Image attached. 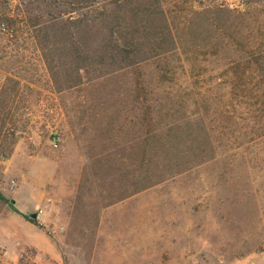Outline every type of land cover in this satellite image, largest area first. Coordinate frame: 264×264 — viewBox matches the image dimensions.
<instances>
[{
  "label": "rangeland",
  "instance_id": "374dc122",
  "mask_svg": "<svg viewBox=\"0 0 264 264\" xmlns=\"http://www.w3.org/2000/svg\"><path fill=\"white\" fill-rule=\"evenodd\" d=\"M182 2L242 14L202 18L226 30L215 56L200 18L178 30L188 55L140 109L107 102L82 74L73 86L63 35L8 42L0 24V264H264V137L249 133L262 125L264 68L249 61L264 62V0ZM67 8L0 0V14L25 19ZM185 13L168 18L171 33Z\"/></svg>",
  "mask_w": 264,
  "mask_h": 264
},
{
  "label": "trees",
  "instance_id": "16d2710c",
  "mask_svg": "<svg viewBox=\"0 0 264 264\" xmlns=\"http://www.w3.org/2000/svg\"><path fill=\"white\" fill-rule=\"evenodd\" d=\"M67 6V10L59 11L56 16H49V19L41 15L25 16L22 13L0 14V24L5 27L6 40L8 42L18 40H37L47 42L48 39H56L63 35L72 44V60L74 61L72 73L75 75L73 86H78L77 79L80 75L86 77L91 89L104 87L107 92V102L118 100L119 96H131V105L135 109L147 106L143 101L146 91L153 83L171 82L175 75V69L180 61V56L188 54L182 49V42L178 30L187 29L184 36L190 34V24L194 18H200L199 23L195 21V27L207 33V40H203V48L215 56L220 50L227 47L228 37L224 34L226 30L214 24V21H205L206 12L215 11L223 17L231 11L229 8L217 6L202 11H191L183 9V0H57ZM185 12L182 22L183 27L170 31L168 18H174L175 12ZM67 15V16H66ZM179 15V14H178ZM66 16V17H65ZM143 16V17H142ZM137 17V18H136ZM154 18L156 25H154ZM227 20V16L225 18ZM188 22V25L186 26ZM160 23V24H158ZM158 25V26H157ZM190 28V29H188ZM193 28V29H194ZM203 28V29H202ZM96 44L94 50L88 52L83 44ZM202 54H205L202 52ZM253 57L249 62L264 68L261 58ZM185 61H188L185 59ZM264 83V81H261ZM121 87L126 89L121 90ZM259 87V86H258ZM116 88L115 91H111ZM264 91V85L260 86ZM258 88L256 101L262 108L259 117L262 125L249 133L258 137H264V92ZM142 94V97H141ZM170 93H167L165 99ZM171 98V97H170ZM169 98V100H170ZM153 100L147 109V115H154ZM123 104V103H121ZM115 113L119 115V108ZM226 108L230 103L224 104ZM112 104L109 105V107ZM196 116V115H193ZM110 118V117H109ZM145 116L134 119V126H141ZM148 125H154L153 119H148ZM157 128L148 131V135L156 136ZM27 218V216H25ZM29 219V218H28ZM33 221V220H32Z\"/></svg>",
  "mask_w": 264,
  "mask_h": 264
},
{
  "label": "water",
  "instance_id": "95a60500",
  "mask_svg": "<svg viewBox=\"0 0 264 264\" xmlns=\"http://www.w3.org/2000/svg\"><path fill=\"white\" fill-rule=\"evenodd\" d=\"M24 217H25V215H24ZM35 217H36V214L33 213V214H31L28 218L31 219V220H33Z\"/></svg>",
  "mask_w": 264,
  "mask_h": 264
},
{
  "label": "built area",
  "instance_id": "2783aa9c",
  "mask_svg": "<svg viewBox=\"0 0 264 264\" xmlns=\"http://www.w3.org/2000/svg\"><path fill=\"white\" fill-rule=\"evenodd\" d=\"M54 147H56L57 145L56 144H53Z\"/></svg>",
  "mask_w": 264,
  "mask_h": 264
}]
</instances>
